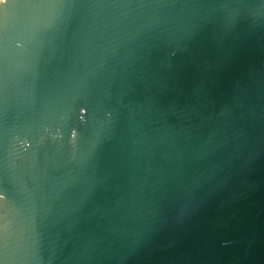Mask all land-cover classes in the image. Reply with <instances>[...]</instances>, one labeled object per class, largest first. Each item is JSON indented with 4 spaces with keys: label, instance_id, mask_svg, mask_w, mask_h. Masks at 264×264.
I'll return each instance as SVG.
<instances>
[{
    "label": "water",
    "instance_id": "obj_1",
    "mask_svg": "<svg viewBox=\"0 0 264 264\" xmlns=\"http://www.w3.org/2000/svg\"><path fill=\"white\" fill-rule=\"evenodd\" d=\"M0 264H264V0L1 2Z\"/></svg>",
    "mask_w": 264,
    "mask_h": 264
},
{
    "label": "bare ground",
    "instance_id": "obj_2",
    "mask_svg": "<svg viewBox=\"0 0 264 264\" xmlns=\"http://www.w3.org/2000/svg\"><path fill=\"white\" fill-rule=\"evenodd\" d=\"M4 1H6V0H0V4H1V2L3 3Z\"/></svg>",
    "mask_w": 264,
    "mask_h": 264
}]
</instances>
